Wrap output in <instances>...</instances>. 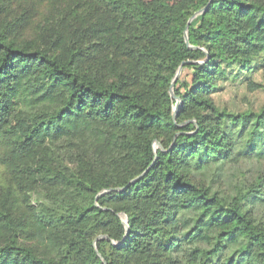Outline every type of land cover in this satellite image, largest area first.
<instances>
[{"label": "trees", "instance_id": "trees-1", "mask_svg": "<svg viewBox=\"0 0 264 264\" xmlns=\"http://www.w3.org/2000/svg\"><path fill=\"white\" fill-rule=\"evenodd\" d=\"M260 13L0 0V264H264Z\"/></svg>", "mask_w": 264, "mask_h": 264}, {"label": "water", "instance_id": "water-1", "mask_svg": "<svg viewBox=\"0 0 264 264\" xmlns=\"http://www.w3.org/2000/svg\"><path fill=\"white\" fill-rule=\"evenodd\" d=\"M196 14H197V13L193 14V15L190 17V19L188 20V22H187V24H186V30H187V28H188L189 22L191 21V19H192ZM184 40H185V43L188 44V38H187L186 31H185V33H184ZM185 63H189V61H185V62H182V63L180 64V66L178 67V69H177V71H176V73H175V75H174V77H173V79H172V81H171L170 89H169V90H170V94H171L172 97H175L174 94H173V91H172V87H173V85H174V83H175V80L177 79L178 75L180 74L181 69H182V67H183V65H184ZM176 99H177V102L175 103V105H174V107H173V116H175L176 109H177L178 104H179V102H180L179 98H176ZM157 147H160V148H161V145H160L157 141H155V142H154V150H155V151H156ZM121 190H122V188H120V187L109 188V189H106V190L101 191V192L98 194V196H99V195H102V194L109 193V192H111V191H121ZM123 223H124V225L127 227V222H126V220H124Z\"/></svg>", "mask_w": 264, "mask_h": 264}, {"label": "rangeland", "instance_id": "rangeland-1", "mask_svg": "<svg viewBox=\"0 0 264 264\" xmlns=\"http://www.w3.org/2000/svg\"><path fill=\"white\" fill-rule=\"evenodd\" d=\"M258 4L264 3V0H257ZM255 27H257L261 31V35L263 37L260 44H255L256 47H264V13H260V15L256 18ZM220 40H231L237 43H241L242 35L241 33L236 32H224L221 34ZM259 48L257 50H259ZM228 97V96H226Z\"/></svg>", "mask_w": 264, "mask_h": 264}]
</instances>
